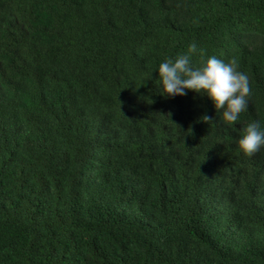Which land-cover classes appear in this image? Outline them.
Instances as JSON below:
<instances>
[{
    "label": "trees",
    "instance_id": "obj_1",
    "mask_svg": "<svg viewBox=\"0 0 264 264\" xmlns=\"http://www.w3.org/2000/svg\"><path fill=\"white\" fill-rule=\"evenodd\" d=\"M193 42L249 75L231 125L159 92ZM253 120L264 0H0V264H264Z\"/></svg>",
    "mask_w": 264,
    "mask_h": 264
},
{
    "label": "clouds",
    "instance_id": "obj_2",
    "mask_svg": "<svg viewBox=\"0 0 264 264\" xmlns=\"http://www.w3.org/2000/svg\"><path fill=\"white\" fill-rule=\"evenodd\" d=\"M196 55L198 60L194 62L193 56ZM156 71L159 74L156 82L161 95L184 96L194 91L211 101L220 119L227 125L238 121L240 114L248 107L250 78L239 69L235 57L228 60L216 55L205 57L204 50L193 42L186 52L165 57ZM201 119L209 121L212 117L203 115ZM237 144L239 151L246 156H253L264 149V126L261 122H248Z\"/></svg>",
    "mask_w": 264,
    "mask_h": 264
}]
</instances>
